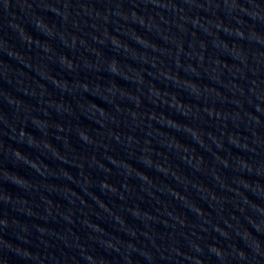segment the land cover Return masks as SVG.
Wrapping results in <instances>:
<instances>
[{
	"label": "water",
	"instance_id": "water-1",
	"mask_svg": "<svg viewBox=\"0 0 264 264\" xmlns=\"http://www.w3.org/2000/svg\"><path fill=\"white\" fill-rule=\"evenodd\" d=\"M0 264H264V0H0Z\"/></svg>",
	"mask_w": 264,
	"mask_h": 264
}]
</instances>
